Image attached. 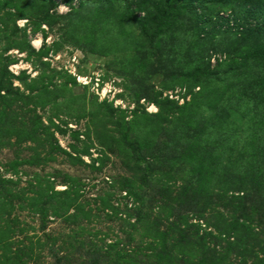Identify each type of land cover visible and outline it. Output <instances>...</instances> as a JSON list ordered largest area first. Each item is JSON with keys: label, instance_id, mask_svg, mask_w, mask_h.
I'll list each match as a JSON object with an SVG mask.
<instances>
[{"label": "rangeland", "instance_id": "obj_1", "mask_svg": "<svg viewBox=\"0 0 264 264\" xmlns=\"http://www.w3.org/2000/svg\"><path fill=\"white\" fill-rule=\"evenodd\" d=\"M0 264H264V0H0Z\"/></svg>", "mask_w": 264, "mask_h": 264}, {"label": "trees", "instance_id": "obj_2", "mask_svg": "<svg viewBox=\"0 0 264 264\" xmlns=\"http://www.w3.org/2000/svg\"><path fill=\"white\" fill-rule=\"evenodd\" d=\"M94 3H96V2H90V3H89L90 7H91V5L93 6ZM177 9H179V7H178L177 5H172V6L170 7L169 11H167L165 18L168 17L167 15H169L171 11H173V10H177ZM164 22H165V21H163V23H164Z\"/></svg>", "mask_w": 264, "mask_h": 264}, {"label": "bare ground", "instance_id": "obj_3", "mask_svg": "<svg viewBox=\"0 0 264 264\" xmlns=\"http://www.w3.org/2000/svg\"><path fill=\"white\" fill-rule=\"evenodd\" d=\"M35 45H37L38 44V42L37 41H35V43H34Z\"/></svg>", "mask_w": 264, "mask_h": 264}]
</instances>
